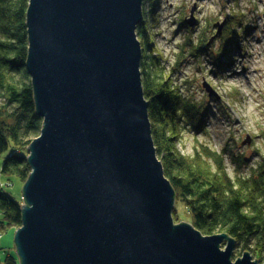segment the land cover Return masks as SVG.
Masks as SVG:
<instances>
[{"label": "water", "instance_id": "water-1", "mask_svg": "<svg viewBox=\"0 0 264 264\" xmlns=\"http://www.w3.org/2000/svg\"><path fill=\"white\" fill-rule=\"evenodd\" d=\"M144 1L29 0L26 70L43 127L28 148L19 264H259L249 251L234 260L227 233L174 220L142 84Z\"/></svg>", "mask_w": 264, "mask_h": 264}, {"label": "trees", "instance_id": "trees-1", "mask_svg": "<svg viewBox=\"0 0 264 264\" xmlns=\"http://www.w3.org/2000/svg\"><path fill=\"white\" fill-rule=\"evenodd\" d=\"M28 5L29 0H0V156L11 151L3 161L1 172L7 178L16 176L24 183L31 174L28 148L43 127V120L36 114L31 78L26 70ZM237 20L242 26L239 30L235 26ZM242 24L239 15H231L226 21L221 58L228 59L235 49V41L243 30ZM148 26L149 20L145 16L137 29L144 46L142 84L149 103L157 155L176 191L177 201L183 203L191 224L204 235L227 233L236 241L242 255L249 251L254 259H262L264 155L251 167L243 159V169L249 168L248 174L243 175L241 171L232 177L226 167V149L217 152L200 145L191 155L178 150L182 131L186 128L201 130L209 111L174 84L170 73L161 64L160 54L150 53ZM203 43L206 45L208 41ZM192 47L195 52H201L198 46ZM224 65L222 61L216 63L218 69ZM232 161L236 162L235 156ZM21 225L22 205L0 183V232L12 227L18 229ZM0 264H19V260L9 256Z\"/></svg>", "mask_w": 264, "mask_h": 264}, {"label": "rangeland", "instance_id": "rangeland-1", "mask_svg": "<svg viewBox=\"0 0 264 264\" xmlns=\"http://www.w3.org/2000/svg\"><path fill=\"white\" fill-rule=\"evenodd\" d=\"M144 10L149 20L150 53L160 54L161 64L174 84L209 111L201 130L182 131L178 150L191 155L200 145L217 152L226 149L230 176L235 177L241 171L247 175L249 168L243 169V159L251 167L264 155V0H145ZM231 15H239L243 30L227 59L221 58V51L225 45L224 28ZM191 17L196 21L193 26L186 23ZM222 23L221 36L209 44ZM235 26L237 30L242 27L238 20ZM192 46H198L201 52H195ZM220 61L225 63V68H217ZM205 85L217 97L210 96ZM10 152L0 156V183L23 205L25 183L16 176L7 178L1 172ZM232 156L236 157L235 163ZM174 211L176 224L191 223L183 203L176 201ZM16 231L12 227L0 232L2 263L9 256L18 259ZM241 257L242 252L236 247L234 260ZM258 260L259 264L264 263V258Z\"/></svg>", "mask_w": 264, "mask_h": 264}, {"label": "bare ground", "instance_id": "bare-ground-1", "mask_svg": "<svg viewBox=\"0 0 264 264\" xmlns=\"http://www.w3.org/2000/svg\"><path fill=\"white\" fill-rule=\"evenodd\" d=\"M144 13H145V10H144ZM212 38H213V37H212ZM212 38H211V39H212ZM216 39H217V37H216L214 40H216ZM3 188H4V187H3Z\"/></svg>", "mask_w": 264, "mask_h": 264}]
</instances>
